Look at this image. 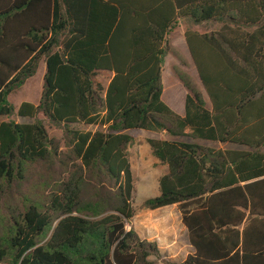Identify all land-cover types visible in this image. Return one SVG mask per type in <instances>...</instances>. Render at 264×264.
Returning a JSON list of instances; mask_svg holds the SVG:
<instances>
[{
    "label": "trees",
    "instance_id": "1",
    "mask_svg": "<svg viewBox=\"0 0 264 264\" xmlns=\"http://www.w3.org/2000/svg\"><path fill=\"white\" fill-rule=\"evenodd\" d=\"M181 24L203 87L178 71L184 115L163 100ZM42 60V98L17 110L36 120H2ZM178 88L171 103L183 105ZM131 130L235 146L149 138L168 172L144 207L178 206L195 248L180 264H264V0H0V264L163 259L128 227Z\"/></svg>",
    "mask_w": 264,
    "mask_h": 264
},
{
    "label": "rangeland",
    "instance_id": "2",
    "mask_svg": "<svg viewBox=\"0 0 264 264\" xmlns=\"http://www.w3.org/2000/svg\"><path fill=\"white\" fill-rule=\"evenodd\" d=\"M199 27L201 29H204V27ZM170 42L171 49L165 61L163 83L164 86L166 83L168 95L170 93V89L172 88V82L174 85L178 84L181 86V88L183 89V105L172 106V104L168 103L164 99V97L163 99L168 105H170L174 110H176V112L181 115H184L185 97L188 90L183 85L182 81L179 79L178 71L182 70L189 74L190 77H192V79L200 87H202V82L186 42L184 24H181V27L177 31L172 33L170 37ZM46 71V62L45 60H42L38 66L35 75L29 78L20 89L16 90L9 96V101L15 107V112L10 117H2V120H13L17 123H29L34 122L36 120L19 116L17 110L19 106L25 101L31 102L33 104H38L40 102L44 91ZM112 77V73L101 71L98 72V75L96 76L95 80L97 83H100L104 87H107ZM181 88H178V91L180 90V94H182ZM204 94L208 106L211 107L212 104L210 102V99L208 98V95L205 92ZM38 118L43 120L49 131L50 136L58 138H61L63 136V131L58 126H56L51 120L46 118L43 114H39ZM72 126L78 129L92 131L103 129L98 126L85 124H73ZM129 132L133 136V142L129 145L128 152L136 185L133 201L136 212H143L144 210H148L144 207L146 200L160 194V178L168 172V166L154 155L153 149L148 143L149 138L179 139L196 143H207L219 147H235L234 145L230 144L225 145L210 143L190 137H175L171 136L167 132L157 133L146 130H131ZM260 151L264 152V148H262ZM128 227L129 229L132 228V221H130Z\"/></svg>",
    "mask_w": 264,
    "mask_h": 264
},
{
    "label": "crops",
    "instance_id": "3",
    "mask_svg": "<svg viewBox=\"0 0 264 264\" xmlns=\"http://www.w3.org/2000/svg\"><path fill=\"white\" fill-rule=\"evenodd\" d=\"M175 86L181 88L178 84ZM165 88L167 92L166 83L164 91ZM181 90L183 98V89L181 88ZM166 101L172 104V106H182L171 103L170 93L169 95L167 94ZM132 228L141 239L155 242L160 249L162 258L172 264H180L189 255L195 253V248L190 241L189 230L183 223L182 214L177 205L167 206L156 210L148 209L143 212H136L132 219ZM150 259L156 261L157 264H168L165 263L163 259L157 260L155 256H151Z\"/></svg>",
    "mask_w": 264,
    "mask_h": 264
}]
</instances>
